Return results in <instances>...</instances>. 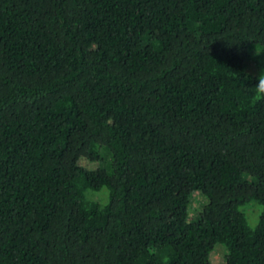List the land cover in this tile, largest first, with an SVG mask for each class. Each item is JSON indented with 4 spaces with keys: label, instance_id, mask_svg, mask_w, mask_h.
<instances>
[{
    "label": "trees",
    "instance_id": "trees-1",
    "mask_svg": "<svg viewBox=\"0 0 264 264\" xmlns=\"http://www.w3.org/2000/svg\"><path fill=\"white\" fill-rule=\"evenodd\" d=\"M255 49L264 0H0V264H264Z\"/></svg>",
    "mask_w": 264,
    "mask_h": 264
},
{
    "label": "rangeland",
    "instance_id": "rangeland-1",
    "mask_svg": "<svg viewBox=\"0 0 264 264\" xmlns=\"http://www.w3.org/2000/svg\"><path fill=\"white\" fill-rule=\"evenodd\" d=\"M256 57H259V56H255V58L253 57L255 61H256ZM253 64L254 62L252 61L248 62V67H247L248 71L250 72L256 71ZM258 68H259V71L257 74L259 75L264 74V66L262 67L261 65H259ZM80 164L85 167L93 166V164L95 166V163L91 164L90 162H88V160H85V159H82L80 161ZM87 197L91 199H96L100 204H105L107 201V189L105 187H102L101 189L97 191H88ZM205 201H206L205 198L202 195H200L199 192H195L192 195L191 205L189 209V218L193 219L198 215V212L201 209L202 205L205 203ZM241 210L245 214L248 224L254 227L258 222L259 215L262 211V205L254 201H249V202H246L243 206H241ZM217 246L215 247L216 249L211 254V258L213 262L215 263H219L223 261L224 254H225L224 248L221 247V245H217Z\"/></svg>",
    "mask_w": 264,
    "mask_h": 264
},
{
    "label": "clouds",
    "instance_id": "clouds-1",
    "mask_svg": "<svg viewBox=\"0 0 264 264\" xmlns=\"http://www.w3.org/2000/svg\"><path fill=\"white\" fill-rule=\"evenodd\" d=\"M256 56L264 55V53H257V50L255 49ZM257 86L253 87L254 90V96L253 101L254 102H260L264 101V74L259 75L257 78Z\"/></svg>",
    "mask_w": 264,
    "mask_h": 264
}]
</instances>
